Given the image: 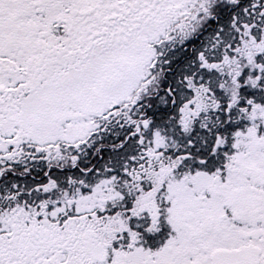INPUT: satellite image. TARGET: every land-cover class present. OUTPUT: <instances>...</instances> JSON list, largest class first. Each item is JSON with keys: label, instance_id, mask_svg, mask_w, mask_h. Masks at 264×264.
<instances>
[{"label": "snow or ice", "instance_id": "1", "mask_svg": "<svg viewBox=\"0 0 264 264\" xmlns=\"http://www.w3.org/2000/svg\"><path fill=\"white\" fill-rule=\"evenodd\" d=\"M0 264H264V0H0Z\"/></svg>", "mask_w": 264, "mask_h": 264}]
</instances>
